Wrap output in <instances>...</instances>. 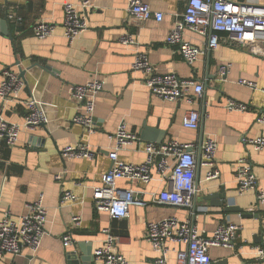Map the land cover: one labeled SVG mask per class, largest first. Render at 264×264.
Returning <instances> with one entry per match:
<instances>
[{
    "label": "crops",
    "instance_id": "crops-1",
    "mask_svg": "<svg viewBox=\"0 0 264 264\" xmlns=\"http://www.w3.org/2000/svg\"><path fill=\"white\" fill-rule=\"evenodd\" d=\"M82 1L0 0L2 19L11 12L24 18L21 25L8 20L9 34L0 31V84L4 69L19 74L21 69L26 70V86L20 97L26 100L34 96L48 117L45 124L23 129L14 147L0 140V220L22 216L39 199L48 213L47 233L40 248L32 251L25 246L18 255L6 253L0 257V264H103L94 252L106 238L103 230L111 231L113 218L95 208L93 186L100 184L102 175L111 167L109 153L114 143L109 136L122 123L140 137L139 142L119 151L124 162H144L147 142L165 144L178 140L200 144L212 137L218 143L216 168L220 172L218 178L207 179L209 167H199L195 213L188 207L158 202L156 193L166 188L168 181L118 180L119 187L136 190L144 201L130 206L126 228L111 232L117 239V250L129 264H156L159 253L147 239V223L169 216L192 219L205 237H211L221 223L241 224L235 247L211 246L210 254L215 263L251 264L255 247L264 245V207L258 205L256 191L238 193L236 170L238 161L246 158L264 189V150L257 151L242 140L264 136V125L257 121L264 108V57L252 53L245 45L229 42L225 35H221L216 49H210L204 36L185 31L183 38L204 50L199 60L188 64L178 46L166 41L187 0H143L164 17L162 21L151 18L142 22L129 16V0H90L88 29L70 44L64 37V6L80 5ZM38 21L55 24V33L43 39L35 37L32 26ZM127 33L138 37L139 49L148 54L156 71L203 82V97L188 102L167 101L153 95L144 84L143 73L131 67L135 49L121 42ZM226 64H230V70L223 77L219 67ZM94 78L104 82V89L96 96L95 129L89 132L73 122L82 103L72 96L71 88ZM240 79L254 81L257 88L240 84ZM230 98L248 104L249 109L228 110ZM189 109L200 112L197 130L183 125ZM0 112L9 121L21 123L27 106L18 100L0 99ZM144 126L160 129L163 132L160 140L144 139ZM75 143L89 144L93 157H65L63 149ZM221 187L227 195L226 205L216 206L203 199ZM65 191H72L79 199L61 202ZM227 206L243 211L227 212ZM73 215L81 217L80 227H73ZM67 232L74 240L70 247L63 242ZM168 245L186 248L182 243L168 242ZM71 253L75 256L71 257ZM176 258L174 251L169 252L168 264H176Z\"/></svg>",
    "mask_w": 264,
    "mask_h": 264
},
{
    "label": "built area",
    "instance_id": "built-area-1",
    "mask_svg": "<svg viewBox=\"0 0 264 264\" xmlns=\"http://www.w3.org/2000/svg\"><path fill=\"white\" fill-rule=\"evenodd\" d=\"M91 7L90 0H84L80 5L66 3L64 6V37L72 44L88 29L87 9ZM128 14L142 22L151 18L163 20V13L155 11L143 0H129ZM7 19L21 25L23 16L9 13ZM56 31L53 23L38 21L32 26V33L38 38H47ZM185 31H191L204 36L210 49H216L221 42V35L231 43L245 45L249 50L264 57V0H187L185 10L181 13L173 29L167 36V43L178 46L184 60L193 65L204 50L201 46L188 42L183 38ZM122 44L135 49V58L131 64L133 71L144 75V84L150 92L167 101L203 97L205 85L201 81L180 77L177 73H160L156 71L148 54L139 49L140 41L134 34H124ZM230 70V64L221 65L219 73L225 76ZM264 73V69H263ZM0 84V99L18 100L27 106V114L21 123L9 121L0 112V140L14 147L18 144L23 129H34L48 122L45 109L34 97L22 100L20 95L26 83L18 72L6 68L3 70ZM239 83L257 88L254 81L240 79ZM104 89V82L91 79L84 84H76L71 88V94L82 103L80 111L73 117V122L82 125L87 131L95 129L96 96ZM264 91V89H263ZM228 110L247 111L249 105L228 99ZM201 115L198 110L189 109L183 117L186 128L197 130L200 127ZM257 121L264 125V108ZM114 143L109 153L111 167L101 177V182L93 186V199L97 210L106 211L111 218L123 219L130 215V206L144 204L138 192L132 188H121L118 180H138L149 183L160 178L168 181V186L156 193L158 202L162 204L188 207L193 209L197 191L196 175L198 169V154H201L200 166L209 167L207 179H215L220 175L216 168V153L218 143L212 137H207L201 144L185 143L171 140L165 144L147 142L144 148L146 160L142 163H126L121 160L119 151L140 141L137 133L129 130L123 123L115 133L110 134ZM245 143L257 151L264 150V136L256 138L243 137ZM68 158H92L94 151L89 144L75 143L62 151ZM238 193L240 195L256 191L258 205L264 207V189L246 158L238 161L237 170ZM79 197L72 191H65L61 202L76 201ZM193 212L195 213L194 209ZM47 209L42 199L28 206V211L20 217L6 216L0 220V257L6 253L18 255L23 247L37 251L47 233ZM73 227H80L82 219L79 215L71 218ZM241 224L227 221L218 225L211 237H205L192 219H180L169 216L160 221L147 223V239L155 251L159 253L156 264H168V254L174 251L177 255L176 264H210L212 257L211 246L233 248L236 245ZM103 245L96 249L94 255L103 264H129L128 260L117 250L116 237L109 228ZM65 247L74 244L72 235H63ZM168 242L182 243L185 249L171 248ZM255 259L251 264L264 263V245L255 247ZM246 264V263H242Z\"/></svg>",
    "mask_w": 264,
    "mask_h": 264
},
{
    "label": "water",
    "instance_id": "water-1",
    "mask_svg": "<svg viewBox=\"0 0 264 264\" xmlns=\"http://www.w3.org/2000/svg\"><path fill=\"white\" fill-rule=\"evenodd\" d=\"M0 31L3 33V34H9L8 33V19L7 17L2 19L0 17ZM17 64L20 66V61L17 62ZM48 70H52L51 67H46ZM25 74H26V70H23L21 69L20 71V76L24 79L25 78ZM225 77V76H223ZM204 113V111H203ZM163 132L160 130V129H155V128H151V127H147V126H144L143 130H142V137L146 140H160L161 136H162ZM202 142L200 141V144ZM200 161H201V158L200 156H198V169L197 171L199 170V167H200ZM196 186H198V180L196 181ZM204 200H210L211 204L213 205H216V206H224L227 204V195L225 193V189L224 187H221V189L216 192V193H211L207 196H205L203 198ZM197 199L194 200V205H193V209L195 212L198 211L197 209ZM226 211L227 212H232V211H243V209L239 208V207H232V206H227L226 207ZM245 216H251V215H245ZM111 232H116V230L118 229H123V228H126L127 227V220L126 218H123V219H117V218H113V222H112V225H111ZM71 257H74L75 254L74 253H71L70 254ZM210 264H222L221 262H213L211 261Z\"/></svg>",
    "mask_w": 264,
    "mask_h": 264
}]
</instances>
